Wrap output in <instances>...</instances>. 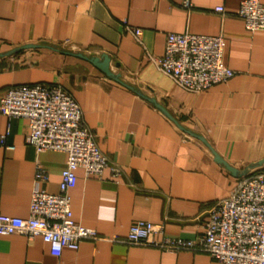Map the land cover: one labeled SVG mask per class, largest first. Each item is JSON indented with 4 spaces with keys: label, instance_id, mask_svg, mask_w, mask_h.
I'll list each match as a JSON object with an SVG mask.
<instances>
[{
    "label": "crops",
    "instance_id": "obj_1",
    "mask_svg": "<svg viewBox=\"0 0 264 264\" xmlns=\"http://www.w3.org/2000/svg\"><path fill=\"white\" fill-rule=\"evenodd\" d=\"M181 1L0 0V95L22 84L61 87L109 161L101 178L76 169L69 191L72 218L101 240L54 256L39 236L0 234V264H221L201 251L108 240L124 238L138 220L161 224L157 239H194L239 173L264 172V31H247L233 14L241 0H187L189 8ZM183 32L221 34L222 63L234 75L191 94L160 72L153 58L163 54L166 34ZM76 53L108 55L121 82ZM27 131L25 118L0 114V134L8 132L12 147H0L3 215H28L36 162L49 176L39 188L58 192L66 154L35 152Z\"/></svg>",
    "mask_w": 264,
    "mask_h": 264
},
{
    "label": "built area",
    "instance_id": "obj_2",
    "mask_svg": "<svg viewBox=\"0 0 264 264\" xmlns=\"http://www.w3.org/2000/svg\"><path fill=\"white\" fill-rule=\"evenodd\" d=\"M180 4L190 7L187 0ZM214 12L227 14L222 6L214 7ZM233 14L244 22L247 31H264V3L260 0H241ZM130 31L140 42L141 29L133 27ZM222 46L221 34L167 33L163 54L153 58V62L186 92L198 94L234 75L222 63ZM0 114L27 120L25 142L35 152L53 150L66 154L55 194L39 188L49 176L36 162L29 213L26 217L0 214V234H20L28 239L39 236L54 256H59L64 248L76 249L82 240H101L94 229L74 221L70 208L69 191L76 184V169L81 168L86 178H101L109 163L83 123L73 97L57 85L10 86L0 95ZM7 134H0V147L11 149ZM112 169L118 173L117 168ZM160 232L161 224L138 220L131 224L124 238L112 236L108 240L169 252L201 251L221 264H264V172L241 174L229 195L209 208L200 236L155 238Z\"/></svg>",
    "mask_w": 264,
    "mask_h": 264
},
{
    "label": "water",
    "instance_id": "obj_3",
    "mask_svg": "<svg viewBox=\"0 0 264 264\" xmlns=\"http://www.w3.org/2000/svg\"><path fill=\"white\" fill-rule=\"evenodd\" d=\"M30 46H26V48H28ZM77 56L83 58V59H86L88 60L89 62H91L92 64H94L96 67H98L102 72H104L107 76H110L112 78H114L115 80L117 81H120L119 80V75L118 74H115L113 73L111 70H110V57L106 54H102L101 56L99 57H96V56H86L82 53H76ZM121 82V81H120ZM152 102H154L153 99H150ZM160 107V106H159ZM165 111V110H163ZM215 159L221 163H223L232 173H236V169L232 168L231 166H229L225 161H223L221 158H219L218 155H215ZM263 161L259 162V164L263 163ZM240 174H244V172L242 173H239Z\"/></svg>",
    "mask_w": 264,
    "mask_h": 264
}]
</instances>
